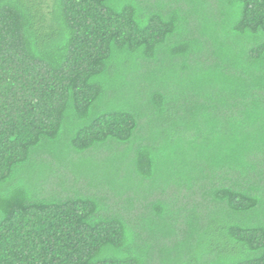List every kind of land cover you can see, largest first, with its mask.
<instances>
[{
  "label": "trees",
  "instance_id": "obj_1",
  "mask_svg": "<svg viewBox=\"0 0 264 264\" xmlns=\"http://www.w3.org/2000/svg\"><path fill=\"white\" fill-rule=\"evenodd\" d=\"M0 264H264V0H0Z\"/></svg>",
  "mask_w": 264,
  "mask_h": 264
}]
</instances>
